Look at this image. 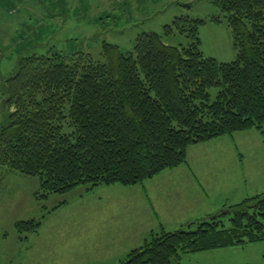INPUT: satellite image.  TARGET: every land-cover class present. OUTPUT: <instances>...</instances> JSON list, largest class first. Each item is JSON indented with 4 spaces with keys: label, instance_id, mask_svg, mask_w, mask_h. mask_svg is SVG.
<instances>
[{
    "label": "trees",
    "instance_id": "obj_1",
    "mask_svg": "<svg viewBox=\"0 0 264 264\" xmlns=\"http://www.w3.org/2000/svg\"><path fill=\"white\" fill-rule=\"evenodd\" d=\"M207 1L222 17L175 16L160 32L138 33L127 52L103 40L102 60L82 50L20 56L0 86L7 113L0 166L38 177L41 200L79 186L142 183L185 164L192 145L247 130L264 134V0ZM222 19L236 52L227 62L200 48V28ZM174 34L187 43L163 41ZM40 224L14 227L26 238ZM262 240L264 190L186 229L161 228L115 264H183L182 253Z\"/></svg>",
    "mask_w": 264,
    "mask_h": 264
},
{
    "label": "rangeland",
    "instance_id": "obj_2",
    "mask_svg": "<svg viewBox=\"0 0 264 264\" xmlns=\"http://www.w3.org/2000/svg\"><path fill=\"white\" fill-rule=\"evenodd\" d=\"M93 3L89 2L90 11L87 6L78 8L75 14L64 4L65 10L60 15L57 14L59 5L56 0H0V86L23 55L44 54L51 50L69 54L82 50L94 59L102 60L103 39L117 43L122 52H127L132 50L138 33L148 30L160 32L163 24L170 23L175 16L222 17L220 9L207 0H147L145 9L150 15L143 18L140 17L141 11H123L127 12L128 18L117 8L111 10V14L104 13L103 8ZM140 4L142 6L143 3ZM125 25L128 27L124 30ZM199 34L200 48L205 56L224 62L235 58L236 52L225 19L220 23L207 21ZM163 41L179 46L185 45L188 40L174 34L164 37ZM217 91L213 88L210 93L214 96ZM3 101L0 89V123L5 122L7 115ZM191 155L202 160L201 164L206 162L200 167L202 174L206 170L213 174L218 169L213 162L234 158L238 170L241 172L244 169L250 182L264 180V134L259 131L227 134L194 146L189 157ZM185 168L188 169L187 166ZM188 170H191L190 167ZM39 184L38 177L22 175L0 166V264H103L102 259H85L91 256L92 236L102 234L106 227L123 217L129 218L125 214L129 213L126 211L131 208L135 192L138 196L146 195L147 187L145 182L131 186L97 185L89 189L79 186L64 194H51L47 199L40 200L36 198ZM58 204L59 207L53 209ZM178 204L183 205L182 202ZM40 218L38 230L26 238L14 227L18 220ZM224 222L228 224L227 217ZM193 223L189 222L183 228L191 227ZM161 228L164 229L162 225ZM102 252L105 253L103 249ZM116 262L118 259L108 264ZM180 262L264 264V240L243 246L182 253Z\"/></svg>",
    "mask_w": 264,
    "mask_h": 264
},
{
    "label": "crops",
    "instance_id": "obj_3",
    "mask_svg": "<svg viewBox=\"0 0 264 264\" xmlns=\"http://www.w3.org/2000/svg\"><path fill=\"white\" fill-rule=\"evenodd\" d=\"M90 1H93L95 6L103 8L104 13L111 14V10L117 8L126 16L128 11H141V16L138 15L141 18L150 15V12L145 9L147 0L146 2L145 0H56L59 5L57 14L62 15V11L65 10L64 4L75 14L78 8L89 7ZM140 3H143L142 6ZM157 11L160 12V10ZM127 27L125 25L123 29ZM103 40L110 42L107 39ZM223 136L190 146L187 150L188 163L164 170L155 177L143 181L141 184L144 182L147 184L146 195L138 196L135 192L131 208L126 211L129 213L125 214L129 218L123 217L117 223L106 227L102 234L93 235L90 243L91 256L85 259H93V261L102 259L103 264L119 260L129 249L148 239L152 232H159L161 225L165 230L185 227L196 219L216 214L224 205L235 203L246 196L262 191L264 180L258 183L250 182L244 169H241V172L238 170L237 161L233 157L231 161L213 162V166L218 168L213 174L207 170L202 174L200 167L206 162L201 164L202 160L196 159L193 155L189 157L191 148L194 146L212 142ZM186 166L191 170L186 169ZM181 202L183 205L178 204ZM102 249L105 251L104 254Z\"/></svg>",
    "mask_w": 264,
    "mask_h": 264
}]
</instances>
